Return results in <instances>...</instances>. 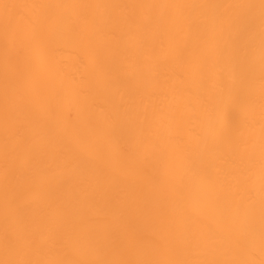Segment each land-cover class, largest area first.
I'll return each mask as SVG.
<instances>
[{
    "label": "bare ground",
    "instance_id": "6f19581e",
    "mask_svg": "<svg viewBox=\"0 0 264 264\" xmlns=\"http://www.w3.org/2000/svg\"><path fill=\"white\" fill-rule=\"evenodd\" d=\"M259 3L0 0V259L6 258V227L38 243L43 236L33 252L39 259L234 258L235 248L219 243L230 238L227 213L209 216L194 193L187 211L200 217V227L173 210V185L183 178L191 187L213 165V174L223 169L238 177L231 182L245 227L251 192L253 258L259 261ZM249 4L256 7H174ZM220 14L241 28L255 17L251 68L245 42L234 51L235 32L220 34ZM65 15L95 24L91 31L81 24L82 38L69 26L53 31L51 21ZM21 40L30 53L24 81L30 116L16 136L12 125L5 132L3 86L6 60L14 62ZM233 151L239 173L226 163ZM140 152L150 166L139 162ZM117 237L139 242L114 247Z\"/></svg>",
    "mask_w": 264,
    "mask_h": 264
},
{
    "label": "snow or ice",
    "instance_id": "6c2138e0",
    "mask_svg": "<svg viewBox=\"0 0 264 264\" xmlns=\"http://www.w3.org/2000/svg\"><path fill=\"white\" fill-rule=\"evenodd\" d=\"M5 7H9L5 5ZM44 8H64L72 9L76 7H102L100 5H41ZM103 7H129L127 5H108ZM136 7V6H133ZM143 7V6H140ZM174 7L189 8L195 11L198 8L214 7H246L249 9L255 8L256 5H175ZM259 8L261 11L259 18V63L261 72V112L262 123L260 129V228H259V252L261 259L256 261L253 258V235L254 229L252 226V201L251 192L247 197L248 207L246 208V215L248 217V226L245 227L240 221V200L237 199L239 193L235 191L231 182L232 179H238L236 175H231L224 172L223 169H217L213 174V165H209L204 169L202 175L193 180L191 187H188L183 178L175 183L171 189V197L173 203V210L182 215L188 223L193 227L201 226V219L199 216H190L187 211V204L190 196L194 193L199 202L207 210L209 216L215 215L217 212L223 210L228 215V232L230 238L220 240L221 246L227 244L229 247H234L236 256L231 259H176L169 261L151 260V259H39L33 258V252L42 247L44 238L41 236L40 242L37 239L25 235L23 231L16 228H5L4 246L6 251V258L0 259V264H264V0H260ZM217 25L221 35L226 30L235 32L231 39V47L234 51H238L241 42H245L246 47V61L251 68L255 59V39L252 35V30L255 25V17L249 16L246 25L241 28L238 22H234L230 17L220 14L216 17ZM81 24L94 26L95 21H89L87 17L81 18L79 22L74 21L71 15H65L60 18H54L51 21L53 31L63 26H69L71 34L83 37L84 32ZM14 62L6 60V71L4 79V104H5V132H9V125L15 127V135L19 136L23 130V125L29 119L30 113L28 111V100L24 91L25 75L30 59V53L21 40V43L15 49ZM236 106H239L237 101ZM55 110L49 108V119H55ZM247 146V145H246ZM238 147V144H237ZM139 162L147 167L150 166L151 161L149 156L144 153H138ZM228 167L234 173L240 172V161L237 159L236 152L233 151L226 161ZM249 165L251 161L249 160ZM223 176L225 183L220 184L219 177ZM5 179L7 181L8 174L6 172ZM244 179H247L245 177ZM226 194H230V199L226 203ZM6 200L8 198V191L6 189ZM135 238H130L127 241H121L118 237L112 239L111 245L114 247L126 243L128 246H134L138 243Z\"/></svg>",
    "mask_w": 264,
    "mask_h": 264
}]
</instances>
